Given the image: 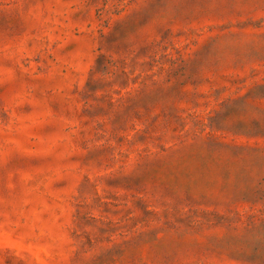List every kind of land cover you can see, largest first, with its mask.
Instances as JSON below:
<instances>
[{"label": "rangeland", "instance_id": "374dc122", "mask_svg": "<svg viewBox=\"0 0 264 264\" xmlns=\"http://www.w3.org/2000/svg\"><path fill=\"white\" fill-rule=\"evenodd\" d=\"M0 264H264V0H0Z\"/></svg>", "mask_w": 264, "mask_h": 264}]
</instances>
